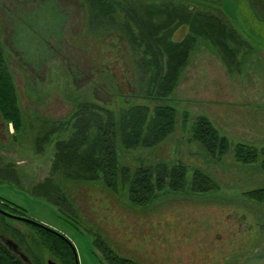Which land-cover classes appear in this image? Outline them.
Listing matches in <instances>:
<instances>
[{
    "label": "rangeland",
    "instance_id": "rangeland-1",
    "mask_svg": "<svg viewBox=\"0 0 264 264\" xmlns=\"http://www.w3.org/2000/svg\"><path fill=\"white\" fill-rule=\"evenodd\" d=\"M115 1L118 5L102 10L84 0H0V47L22 121V130L14 137L0 117V200L67 239L78 264L101 262L89 234L135 264H264V203L244 196L264 188V66L243 67L246 56L239 69L234 66L233 52H245L246 45L223 25L216 10L224 2L230 8L232 1ZM157 12L161 15L156 16ZM147 13L154 26H167L166 35L160 33L165 42L185 40L183 47L190 46L173 90L162 101L145 99L153 89L148 81L159 71L145 46L151 43L158 52L160 76L165 71V55L152 44L160 36L150 39L143 30ZM192 21L215 29L220 26L225 37L218 41L210 35L206 40L196 27L192 28L195 36L188 37ZM208 54L218 55L222 64L231 67L227 82L215 73L212 77ZM212 78L214 89L209 83ZM83 103L111 109L115 120L121 110L135 105L175 109L176 127L161 144L124 150L116 136L114 151L117 167L130 171L183 165L182 192H164L139 208L127 201L124 185L112 191L100 180L51 175L55 143L67 141L73 132L72 126L63 127L64 122L69 123ZM200 116L227 140L229 149L223 156L210 158L201 145L190 141L191 124ZM51 128L55 133L38 144L36 139ZM239 144L257 151L254 164L242 165L233 159ZM193 171L206 175L217 191L190 194ZM50 177L57 206L53 205L57 200L49 202L33 193ZM58 209L77 221L72 225L78 232L60 217ZM27 225L0 217V235L28 258L27 250L35 248L44 264L48 260L58 264L37 246L38 236Z\"/></svg>",
    "mask_w": 264,
    "mask_h": 264
},
{
    "label": "trees",
    "instance_id": "trees-1",
    "mask_svg": "<svg viewBox=\"0 0 264 264\" xmlns=\"http://www.w3.org/2000/svg\"><path fill=\"white\" fill-rule=\"evenodd\" d=\"M88 5L98 4L102 10L109 5H118L115 0H84ZM148 14V15H147ZM145 16L147 22L143 26L144 32L152 39L160 36V33L167 31L166 25H153L150 13ZM157 12L156 16H160ZM184 15L188 16L187 12ZM105 16V15H104ZM107 16V15H106ZM156 21H154L155 23ZM201 22V21H199ZM189 27L190 34L188 37H194L196 31H199L206 40H221L225 37L219 27H205L196 21H192ZM196 27V31L192 28ZM192 30V31H191ZM205 31L206 33H202ZM221 32V34H220ZM51 36V35H50ZM156 36V37H155ZM187 37V38H188ZM220 37V38H219ZM42 43L46 44L44 37H41ZM144 40V39H143ZM153 41V42H152ZM152 44H156L159 51L165 55V71L160 76L161 69L158 65V52H154L153 47L145 46V51L153 56V62L156 64V71L152 73L149 83L153 84V89H149L145 94L147 100H165L173 90L177 80V74L182 70L187 52L190 49L184 48V41L172 44L165 42L160 36L159 39H152ZM224 48L223 46H220ZM158 51V50H157ZM222 52H225L224 50ZM161 53V54H162ZM173 64V65H172ZM155 75V76H154ZM156 83V85H155ZM0 117L5 125H10L14 137L22 130V121L15 89L11 75L3 58L0 47ZM115 120L111 109L97 106L92 103H83L69 117L68 122L63 126L68 128L72 126L73 132L67 141H58L54 145V162L51 166V175L58 174L69 180L82 181H101L108 189L116 191L118 185L126 187L127 201L134 207L143 208L152 203L157 196L164 192L178 194L182 192L185 186L186 168L181 164H174L170 167L165 165H156L152 167H138L130 171L125 167H117L115 160V143L116 136L119 145L124 150L135 148H153L161 144L168 136H170L176 127V112L170 106H154L152 108L147 105H135L127 109L121 110ZM186 116L182 117V122H186ZM63 125V124H62ZM60 129H58L59 131ZM117 132V133H116ZM55 133L51 128L45 132L36 142L45 143L50 135ZM189 139L191 142L198 143L210 158H219L223 156L229 149L227 140L218 135L213 126L205 117H196L191 124L189 130ZM38 150H41L38 147ZM261 153H263L260 150ZM257 151L245 145H236L233 149V159L242 165L254 164L257 160ZM261 169L264 171V163H261ZM51 177L46 179L42 185L33 190L34 195H41L42 198L51 202L52 198ZM55 188V187H54ZM44 189V190H41ZM50 189V190H48ZM38 190L41 192L38 193ZM217 191L214 183L210 179L200 173L193 171L190 182L188 183V192L194 196L206 195L209 192ZM39 195V196H40ZM244 196L250 200L264 203V188L245 192ZM57 200V199H55ZM59 201L53 205L57 206ZM0 210L10 215L24 217L18 208L0 200ZM60 217L65 221L74 225L77 221L65 213L62 209H58ZM3 219L6 218L0 215ZM9 219V218H8ZM13 220V219H11ZM27 225V224H25ZM73 229H77L73 226ZM33 229L38 236L39 243L37 246L50 254L58 264H73L72 253L64 241L55 235L27 225ZM77 231V230H76ZM78 232V231H77ZM92 238V246L96 250V254L101 257L100 264H135L130 260L120 258L114 254L101 241L99 237L89 234ZM2 236V235H0ZM20 249V248H19ZM26 251V249H25ZM29 254H28V253ZM26 258L29 264H44L38 258V251L34 248L33 252L27 250ZM93 254V253H92ZM93 256L96 258L95 254ZM0 264H25L18 256L11 253L0 241Z\"/></svg>",
    "mask_w": 264,
    "mask_h": 264
},
{
    "label": "crops",
    "instance_id": "crops-1",
    "mask_svg": "<svg viewBox=\"0 0 264 264\" xmlns=\"http://www.w3.org/2000/svg\"><path fill=\"white\" fill-rule=\"evenodd\" d=\"M230 8L226 3H219L217 13L226 25L236 36L240 43L245 44V52H233L236 62L234 66L239 69L240 60L244 56L247 63H243V67L254 64L258 67L264 66V0H231ZM233 8V9H232ZM234 38V37H233ZM236 39V38H235ZM237 40V39H236ZM226 53V52H223ZM241 54V55H240ZM208 66L213 68L212 77L216 75L222 76L223 82H227V78L232 69L229 65H224L220 59L214 55H207ZM241 67V66H240ZM216 70V72H215ZM229 71V73H228ZM240 75L236 70L235 76ZM238 77V76H237ZM253 79V78H252ZM254 82V81H253ZM210 85L214 89V80L210 79Z\"/></svg>",
    "mask_w": 264,
    "mask_h": 264
},
{
    "label": "water",
    "instance_id": "water-1",
    "mask_svg": "<svg viewBox=\"0 0 264 264\" xmlns=\"http://www.w3.org/2000/svg\"><path fill=\"white\" fill-rule=\"evenodd\" d=\"M0 215L6 217V218H9V219H13L15 221H18V222H21V223H25V224H28V225H31V226H34L36 228H39V229H42V230H45L53 235H55L56 237L60 238L62 241H64L66 243V245L69 247L71 253H72V259H73V264H78L77 263V257H76V253H75V250L73 248V246L71 245V243L65 239L62 235L52 231L51 229H48L47 227L35 222V221H32L28 218H25V217H19V216H14V215H10L8 213H5L3 212L2 210H0ZM0 241L1 243L13 254H15L16 256H18V258L24 262L25 264H29V261L28 259L26 258V256L21 252V250L19 249V247L14 243L12 242L11 240H8L6 238H4L3 236H0ZM46 264H56L50 260L46 261Z\"/></svg>",
    "mask_w": 264,
    "mask_h": 264
}]
</instances>
